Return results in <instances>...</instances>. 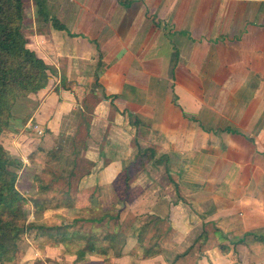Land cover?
Returning <instances> with one entry per match:
<instances>
[{"label": "crops", "instance_id": "obj_1", "mask_svg": "<svg viewBox=\"0 0 264 264\" xmlns=\"http://www.w3.org/2000/svg\"><path fill=\"white\" fill-rule=\"evenodd\" d=\"M40 2L23 32L56 74L30 119L45 136L32 116L47 102L88 114L81 200L117 206L104 188L129 185L125 211L148 218L134 240L157 245L139 264H264V0ZM127 143L162 161L127 179ZM148 167L159 182L141 184Z\"/></svg>", "mask_w": 264, "mask_h": 264}, {"label": "rangeland", "instance_id": "obj_2", "mask_svg": "<svg viewBox=\"0 0 264 264\" xmlns=\"http://www.w3.org/2000/svg\"><path fill=\"white\" fill-rule=\"evenodd\" d=\"M35 2L36 0H25L27 29H33L32 16L39 14ZM34 102L26 105L29 111L33 109L35 113L39 101ZM56 106L59 104L47 102L43 115H37L34 118L32 116L35 122L47 127L45 136H40L33 128H31L33 131L28 129L24 134H19L22 127L20 125L14 130H4L0 135V142L3 147L5 146L9 159L19 163L16 167L10 166L9 169L15 173V187L23 197L19 222L24 227L23 232H20L16 239L15 253L11 255L10 260L2 264H139L133 255L141 256L151 242L145 240L143 244H139L134 240L136 231L148 220L144 217L145 215L135 217L124 210L125 213L121 214L122 219L110 220L102 226L82 221L83 218L99 216L103 212L91 207L84 199L81 200L77 195L75 183L89 169L88 163L83 161L76 150L83 148L85 125L89 116L86 114V117H81L78 113H67L61 117L60 115L55 117L54 113L51 115V110H54ZM27 121L28 125L31 119ZM125 145H119L123 148V152L118 153L125 158H130L131 151L128 149L130 144ZM32 146H34L33 149H30ZM52 150L54 153H48ZM28 165L31 166L28 167ZM162 173L163 169L158 167L155 170L150 167L144 169L139 173V176L144 179L141 184L150 180L159 182L163 176ZM119 183L120 181L104 188L102 198L106 206L114 200L115 187L117 193L124 190V185ZM156 192H159L158 187L152 195ZM148 198L141 199L148 200ZM117 208L111 207L108 214L115 215ZM75 219L78 221L73 222ZM31 225L34 226L29 228ZM118 225L122 227L121 230L126 237L122 249L124 256H121L125 258L119 261L111 255L119 250V244H115L113 248L107 241L102 240ZM63 232L66 234L61 237ZM75 232L77 234L73 235ZM79 233L97 235L101 246L100 251L103 252L105 248H108L110 255L88 254L78 259L77 252L84 246ZM146 237L148 239L149 234ZM146 237L144 236V239Z\"/></svg>", "mask_w": 264, "mask_h": 264}, {"label": "trees", "instance_id": "obj_3", "mask_svg": "<svg viewBox=\"0 0 264 264\" xmlns=\"http://www.w3.org/2000/svg\"><path fill=\"white\" fill-rule=\"evenodd\" d=\"M40 1L36 0L35 2L39 13H41ZM24 5L25 0H0V135L4 130H14L18 125L23 126L31 118L34 111L33 109L29 111L26 104L35 103L31 96L44 89L48 85L49 79L56 74L28 46V39L23 32L26 28ZM88 128L89 123H86V131H88ZM51 152L54 153V150L48 153ZM155 154L154 149L141 148L138 145L135 152L127 160L126 178L129 179L135 171L143 168L147 162L154 160L155 163H158L162 161V156L155 157ZM17 164L19 163L9 159L7 151L0 142V264L12 258L11 255L15 253L17 248L16 239L19 233L24 230L19 222L23 197L15 187V173L9 169L10 166L16 167ZM166 171L169 174V170ZM129 189V185L125 184L122 199L118 201L117 206H112L118 207L115 215L108 214L111 207L101 209L102 207H97V204H94L90 198L88 200L89 205L94 209L103 210V212L99 216L83 218L82 221L102 226L109 223L110 220L122 219L121 214H123L129 201ZM74 221L78 220L75 219ZM32 226L34 225L29 228H32ZM41 227L37 228L42 229ZM116 229L104 236L102 240L107 241L113 248L118 243L119 250L111 255L121 257L126 237L121 230V226L118 225ZM144 229L143 227L142 231ZM65 234L63 232L61 237H64ZM79 235L84 242V246L77 252L78 259H82L88 254L110 255L108 248H105L103 252L100 251L101 246L97 235L93 233H79ZM156 246L151 239L144 255L155 253L157 250L154 247Z\"/></svg>", "mask_w": 264, "mask_h": 264}, {"label": "built area", "instance_id": "obj_4", "mask_svg": "<svg viewBox=\"0 0 264 264\" xmlns=\"http://www.w3.org/2000/svg\"><path fill=\"white\" fill-rule=\"evenodd\" d=\"M27 127L35 129L37 131V133L40 135H42V133H43V130L37 124H32L31 122H29Z\"/></svg>", "mask_w": 264, "mask_h": 264}]
</instances>
